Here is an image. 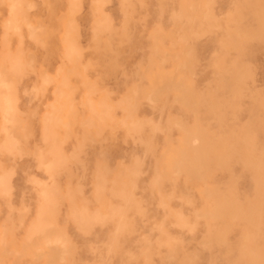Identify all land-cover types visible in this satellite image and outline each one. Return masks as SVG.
Masks as SVG:
<instances>
[{
  "label": "rangeland",
  "instance_id": "374dc122",
  "mask_svg": "<svg viewBox=\"0 0 264 264\" xmlns=\"http://www.w3.org/2000/svg\"><path fill=\"white\" fill-rule=\"evenodd\" d=\"M0 82V264H264V0H0Z\"/></svg>",
  "mask_w": 264,
  "mask_h": 264
},
{
  "label": "bare ground",
  "instance_id": "6f19581e",
  "mask_svg": "<svg viewBox=\"0 0 264 264\" xmlns=\"http://www.w3.org/2000/svg\"><path fill=\"white\" fill-rule=\"evenodd\" d=\"M17 65V64H16ZM13 69V68H12ZM15 71V70H14ZM1 83V82H0ZM6 96V95H5ZM7 99H8V97H7ZM10 102V100H7V102ZM5 104V103H4ZM9 106H11V105H9ZM6 107V106H5ZM9 108H12V107H8L7 108V110L9 109ZM7 114H9L8 112H7ZM9 116V115H8ZM13 142V141H12ZM8 145H10V143L8 144ZM15 145V144H14ZM8 148H10V147H8ZM8 189V180H7V178L6 177H0V190L1 191H6ZM0 191V193H2ZM3 193H5V192H3Z\"/></svg>",
  "mask_w": 264,
  "mask_h": 264
}]
</instances>
